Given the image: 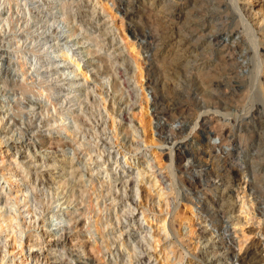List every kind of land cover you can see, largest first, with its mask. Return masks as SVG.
I'll list each match as a JSON object with an SVG mask.
<instances>
[{"label":"rangeland","instance_id":"obj_1","mask_svg":"<svg viewBox=\"0 0 264 264\" xmlns=\"http://www.w3.org/2000/svg\"><path fill=\"white\" fill-rule=\"evenodd\" d=\"M150 1L134 0L124 15L117 0H0V256L5 240L9 250L14 238L18 241L1 264H264V200L257 195L263 193L253 189L250 194L246 165L232 164L220 181L208 178L200 185L196 195L204 205L193 197L191 204L185 196L186 173L168 151L180 145L193 154L203 149L200 119L213 114L216 101L205 94L201 106L192 95L168 94L167 47L157 53L145 49V33L161 8ZM229 2V16L239 25L228 27L226 42H242L239 74L248 75L257 63L254 57L264 60V52L259 48L254 54L244 23L249 20L256 31L262 27L258 34L264 40V0H238L247 21ZM147 56L156 57L160 68L152 77L155 83H148ZM211 59L201 72L215 68L218 59ZM261 70L234 96L232 108L218 107L214 113L231 118L244 99L263 106L253 118L255 130L243 139L242 147L250 151L258 138L264 140V64ZM140 71L139 79L135 73ZM194 73L199 75V69ZM157 91L175 105L161 116L170 126L166 129L174 133L183 119L191 123L172 138H156L155 144L150 131L160 135L158 119L153 115L151 128L145 108L149 103L151 113ZM111 98H120L123 107L132 104L129 113L133 110L135 117L131 112L128 121L121 119L116 106L112 112ZM112 120L118 126L112 128ZM196 168L201 169L199 163ZM41 188L43 204L35 225L28 226L27 209L28 216L33 209L23 204ZM26 194L13 205L16 196ZM208 213L226 216L224 235L220 221ZM6 216L12 217L14 232L8 219L3 221ZM20 236L25 246L18 253Z\"/></svg>","mask_w":264,"mask_h":264},{"label":"bare ground","instance_id":"obj_2","mask_svg":"<svg viewBox=\"0 0 264 264\" xmlns=\"http://www.w3.org/2000/svg\"><path fill=\"white\" fill-rule=\"evenodd\" d=\"M117 1H118L117 7H119V9H120L119 11H122L124 15L129 13L130 8H133V6L135 4L134 0H117ZM231 1H232V3H234L233 6L234 5L237 6L236 8L235 7H233V8H235V10L237 9L236 11L240 12L239 14H241V17L244 18L245 21H247V17L245 15L246 12L242 13L243 10L241 9L240 5L238 4V0H231ZM112 3L113 4L116 3V0H112ZM153 3L154 2H151V5ZM157 3L160 4L161 8L159 9V13L156 12L158 15L155 14L157 16H156V18H154V21L151 22L152 24H154V26L149 28L151 30L146 31V33H145V37H146L145 49L148 48V50H152V53H157L158 50H160V49L163 50V48L167 47L165 50V51H167V54H168L167 59H165L166 60L165 61L166 62L165 67L167 66V68L163 73L164 74H165V72L167 73V76L164 79V81H165L164 84H165V86L169 92L168 94H172V95L179 94V95H181V93H183L184 95H187V96L192 95L193 98L195 99V101L197 102V104H200L201 106H205L204 103L202 104V100H201L202 96L205 94H209V95L213 96L214 100L216 101L214 111H212L213 114L211 116H208V115L205 116L204 115L200 119V125L202 126V128L198 131L199 132L198 138H201V135H202L201 140H203L204 146H203V149L201 151H199L197 154L194 153V154L198 155L199 157H197L196 155L191 153V151H189L188 149H185L182 145H180L179 147L170 146V150L168 151L171 154V156L174 157L175 160L178 161V162L177 161L176 162L179 163L178 165L181 166L180 170L183 173H186V178H187V183H188L187 190H189V192H185V196L188 195L187 199L189 200V202L191 204L194 203V200H193V198H194L198 201V203H201L202 205H204L203 198H201L199 195H196L197 194L196 193L197 188L200 185L201 186L206 185L208 178H213V179H217V181H220L222 174H225L226 171H229L230 166L232 164L239 163V164L246 165V167H247L246 168L248 171L247 174H248L249 179H251V182H250L251 183V186H250L251 192H250V194L254 191L253 189H255L257 191H261L263 194H260V193L257 194L258 196H260V198H258V200H264V148H263L264 140L261 137L258 138V140L255 141L256 143H255L254 149L251 151L246 150L242 147L243 146V139H245L246 135H249V134H247V131L249 129H251V132H253L255 130L254 129L255 123L253 121V118L256 115V111L258 112V109L263 108V106L256 105L254 103L256 101V99L255 100L254 99H251V100L250 99L249 100L244 99L245 100L244 103L239 105L241 111L237 110V113H235L233 117H231V118L226 117V116L225 117H222V116L217 117L214 114L216 111V108L218 109V107H222L225 109V108H228L231 105V103L233 104V102H231V101L233 100L234 96L237 93L241 92L249 84V82H250L249 80H253L255 78V76H257L262 71L261 67L264 64V60L262 59L260 61V60H258L257 56L254 57V58H256L257 63L255 64V62H254V65L251 64L252 67L250 65L251 73L248 75L243 74V76L239 74L240 73V70L238 68L239 67V65H238L239 57H240V55L242 57L241 49L243 50L244 45L242 44V42H234V43L232 42L231 44L226 42V40L228 38V34H229L228 31H230V29H228V27L230 25H234V27H237L239 25L235 21L234 18L232 19L231 15L229 16L228 9L230 8V5H231L229 0H157ZM103 5H105V4H103ZM63 7H64V5H63ZM151 9H150V11H152ZM154 11H155V9H154ZM153 13H155V12H153ZM151 16H153V15H151ZM70 17L72 18V16H70ZM153 17H155V16H153ZM45 18H47V17H45ZM150 19H151V17H150ZM239 19H240V17H239ZM248 21L244 23L245 24L244 27L250 28L249 32L247 31V33L251 34V36L253 37L252 41H253V46L255 48L254 54L256 55L259 48H260V50H262L264 52V40L262 39V35L258 34V31L261 32L262 27L259 28V30L257 29V31H256L255 29H253V27L251 28L252 23H250ZM242 23H243V20H242ZM51 25H52V23H51ZM149 27H150V25H149ZM47 28H49V27H47ZM134 29H136V28H134ZM146 29H148V28H146ZM152 29H160V32L155 33L154 30L152 31ZM233 29H235V28H233ZM78 30H79V27L77 26L74 28L72 33L73 34L77 33ZM237 33H238V31H237ZM3 37H4L3 35H0V39H3ZM250 39H252V38H250ZM75 42H80V41L76 40ZM62 55H63V53H62ZM153 55H155V54H153ZM212 56H214L218 59V61L216 59L218 64L213 69H212V66H210V68H207V70H205L204 72H201L202 69H205L206 66H209V64L211 63L209 61V59H211ZM258 56L261 57L262 55H260V53H259ZM154 58H156V57L147 56V59H146V61L148 62V66H149L148 67L149 71H147L148 79H149L148 83H153V82L155 83L158 81V79L155 80L152 78L154 75H157V74H154L155 71H160L159 65L154 62ZM134 61L136 63V60H134ZM211 61H212V59H211ZM171 69L172 70L175 69L174 71H178L179 73L174 74V72H172ZM194 69H199V75L194 73ZM140 70H141V68H140ZM119 73H120L121 77L123 78L124 73L122 74L120 69H119ZM135 74H136V77L140 79V77L142 76V71L136 72ZM172 74H174V75H172ZM124 79H126V78L124 77L123 80ZM125 81H122V82H125ZM139 81L141 82V80H139ZM71 82H76V81H71ZM113 82L115 85L118 86V83H119L118 81L115 80ZM119 84L121 85V83H119ZM258 85H259V88L258 87L257 88L259 89V92H260V91H262V88H263L262 87L263 82L259 81ZM120 98L122 99V97H120ZM120 98L119 99H117V98L112 99V101L110 102L111 111L113 112L114 108L116 106V108H118L119 110H117L116 108L115 109L119 113V116H121V119H126L128 116L129 110H131L133 108V106H132V104H129L128 107H123L122 106L123 103H119V101H121ZM257 98L259 99V96ZM263 98H264V94L262 95L261 99H263ZM133 100L131 103H133L135 101V100L134 101ZM151 100L153 103L152 104L153 110L151 111V113L149 112V109H150L149 103H147V105H146L147 107L145 108L147 111V115H150L149 120H148L149 125L152 128L151 120L154 117L153 115H155L158 117V118L155 117L156 119H158L157 120L158 123L156 126H159V130H160V133H159L160 135L155 136L153 128L151 129L150 141L152 143L158 144L155 141L156 138L159 139L160 137H162V138H165V140H166L168 137L172 138V135L174 136L175 132L182 133L183 131H185V127H186L187 123H189V124L191 123L190 121H188V119L187 120L183 119L182 124L184 123V125H182L180 123V127H178L180 131H174V133H173V131L166 129L167 126H169V124L167 123L168 121L167 122H165V121L161 122V119H162L161 116L163 115V113H165V111H167L168 108L169 109L172 108L174 104L172 106H170L171 105L170 102L166 101V95H164L163 93H161L159 91L153 93ZM104 102H105V99H104ZM103 104H105V103H103ZM174 107H175V105H174ZM209 109H211V107ZM130 113H129V115H130ZM132 114L131 115L134 118L135 114L133 112H132ZM247 115L249 117H247ZM129 118H131V116ZM119 119H120V117H119ZM131 119H130V121H132ZM198 119L199 118L197 116L195 121L199 122ZM126 121H128V120L126 119ZM179 121H181V120H179ZM111 123L113 126V127L111 126L112 128H114V125H117L113 122V120L111 121ZM169 123H170V121H169ZM146 130L147 129L145 128L144 131L146 132ZM29 134H30V132H28V135ZM193 136H194L193 137L194 140L197 139L196 135H193ZM259 136H261V135H259ZM30 137H31V135H30ZM30 137H28V138L30 139ZM213 139L220 140V142L219 143L217 141L214 142ZM146 140H147V138H145V140H144L145 143L150 142V141H146ZM246 145H247V143H246ZM157 146H159V145H157ZM104 151L105 150H102V152H104ZM173 154H174V156H173ZM100 157H102V155H100ZM197 162L201 166V169L198 170L196 168L193 170V168L196 165H198ZM152 165H153V163H152ZM198 183H200V184H198ZM35 187H36L35 184L33 186H31V188H30V189H32L31 192L33 191V189ZM57 189H55V190H57ZM59 192L60 191H58V193ZM27 193H28V191H27ZM41 193H42V188H41L40 192L34 193L23 204V206L28 205V207H32V209H33V212L31 213L30 216H28V215H29L31 209H27L28 214H27V216H25L26 217L25 220L28 219V221L30 222L28 226L35 225V222H36L35 216H36V214H38L37 208L38 209L41 208L40 205L43 204L42 199H41ZM56 193H57V191H56ZM56 193H54V194L56 195ZM28 195L29 194L24 195L23 198L16 196L17 200H15L13 205L19 204V201H22V200L24 201L25 197H27ZM256 199H257V197H256ZM28 201H30L31 203L29 204ZM67 201H68V199H67ZM4 202L9 203L6 198H5ZM68 203H69V201H68ZM192 212H195L193 205H192ZM207 216L211 220H212V218L214 219V217H217L216 220L220 221V225L222 228V231L220 234L224 235V233H226V231L228 230L227 224H225L226 223L225 222L226 216H224V214H219V213H215L213 216L211 213H208ZM6 217L7 218H4L3 221L8 219L9 226L11 227V229L13 231L15 225L11 222L12 217L11 216H6ZM102 217L103 216L100 215L99 219H102ZM32 218L34 219L33 224L31 221ZM2 225H3V222L1 221L0 231L3 228ZM19 225H22V224L19 223ZM171 225H172V223H171ZM98 228L99 227H97V229ZM159 230H160V227H159ZM22 233H23V230L20 231L21 235H22ZM61 233H63V232H61ZM61 236H62V234H61ZM64 236L66 238L68 236V233H65ZM14 241H15V245L13 246V248L11 250H9L7 248V241L6 240L4 241L3 248L1 251L2 253L0 256V264L5 261L4 258L6 257V255L9 254V252H13L15 250L16 245L18 243L17 238H14ZM157 241H159V239H157ZM19 242H20L19 244L21 246L19 248L18 253L22 252L24 249V246H25L23 244V241L21 240V236L19 237ZM122 243H124V241ZM34 245L35 244L33 243L30 246H34ZM235 254L238 255L237 253H235ZM15 256H16V254L14 253L13 257H15ZM25 257H28V256H25ZM183 258H184V256L181 257V259H183ZM24 260H25V258H24ZM22 262H23V260H21V263Z\"/></svg>","mask_w":264,"mask_h":264}]
</instances>
